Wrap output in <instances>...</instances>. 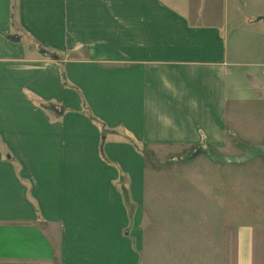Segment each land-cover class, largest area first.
I'll use <instances>...</instances> for the list:
<instances>
[{
    "label": "crops",
    "instance_id": "crops-1",
    "mask_svg": "<svg viewBox=\"0 0 264 264\" xmlns=\"http://www.w3.org/2000/svg\"><path fill=\"white\" fill-rule=\"evenodd\" d=\"M259 17L248 0H0V264H142L144 153L264 129ZM241 232L234 264H264V235Z\"/></svg>",
    "mask_w": 264,
    "mask_h": 264
},
{
    "label": "rangeland",
    "instance_id": "rangeland-1",
    "mask_svg": "<svg viewBox=\"0 0 264 264\" xmlns=\"http://www.w3.org/2000/svg\"><path fill=\"white\" fill-rule=\"evenodd\" d=\"M251 11L264 12V0H248ZM230 136L223 154H240L239 144L264 143V129L246 128ZM145 156V195L140 227L142 264H234L236 230L242 242L264 227V159L242 165L211 162L202 150ZM128 208H133L128 202ZM260 239H263L262 237ZM206 259V260H205Z\"/></svg>",
    "mask_w": 264,
    "mask_h": 264
},
{
    "label": "water",
    "instance_id": "water-1",
    "mask_svg": "<svg viewBox=\"0 0 264 264\" xmlns=\"http://www.w3.org/2000/svg\"><path fill=\"white\" fill-rule=\"evenodd\" d=\"M258 19L264 24V17H259ZM54 108L60 112V107L55 106ZM239 147L241 149L240 154H223L213 151L209 147L204 148L203 153L211 162L221 165H242L257 158L264 159V143L252 146L239 144Z\"/></svg>",
    "mask_w": 264,
    "mask_h": 264
}]
</instances>
